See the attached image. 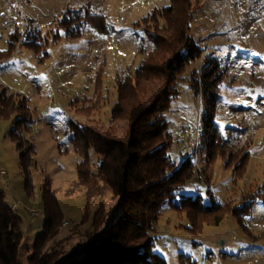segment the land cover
I'll return each mask as SVG.
<instances>
[{"label": "rangeland", "instance_id": "374dc122", "mask_svg": "<svg viewBox=\"0 0 264 264\" xmlns=\"http://www.w3.org/2000/svg\"><path fill=\"white\" fill-rule=\"evenodd\" d=\"M186 3L187 34L202 52L184 69L179 94L165 114L168 154L176 167L187 157L194 163L177 196L200 195L204 204L221 207L214 215L193 207L188 217L186 208L164 205L153 225L152 252L166 264H264V0H0V51L15 33L8 56L0 55V99L11 94L25 99L30 120L17 129L34 146L26 190L10 138L20 116L0 119V191L20 218L21 264H28L42 232L44 185L50 186L61 218L38 240L43 254L67 259L105 230L118 199L108 189L89 201L74 187L80 158L68 139V123L87 127L94 138L127 142L128 114L139 101L125 93L112 121L115 83L134 76L151 49L144 28L160 29V12ZM90 13L103 17L105 32L92 30L99 20ZM26 20L32 26L30 44L22 41ZM67 28L78 29V36L69 37ZM213 59L221 79L211 144L202 138V98L188 82L199 80ZM188 129L192 134H185Z\"/></svg>", "mask_w": 264, "mask_h": 264}, {"label": "trees", "instance_id": "16d2710c", "mask_svg": "<svg viewBox=\"0 0 264 264\" xmlns=\"http://www.w3.org/2000/svg\"><path fill=\"white\" fill-rule=\"evenodd\" d=\"M170 1L174 3V0ZM189 8L188 3L179 10L173 6L165 7L157 17L164 22L161 28L152 27L151 31L144 28L151 49L146 53L142 65L135 68L134 76H126L115 83L117 99L111 109L112 121L119 117L117 112L127 96L125 93H134L139 101L138 107L128 114L131 126L127 142L94 138L87 127H80L73 121L68 123V139L80 158L76 164L74 187L83 189L89 201L108 189L118 199L105 230L97 240L88 242L67 259H55L50 254H43L38 240L46 238L61 218L50 186L44 185L45 219L42 232L37 236L33 252L27 259L28 264H166L152 252L154 237L151 233L162 207L173 204L176 210L186 208L188 217L189 209L193 207L204 215H214L220 209L217 202L215 206L211 202L204 204L200 195L177 196L191 178L194 163L191 157H187L176 167L168 154L171 141L165 114L179 94L178 86L184 69L199 59L202 52L187 34L191 18ZM89 17L99 20L92 30L106 31L102 16L90 13ZM78 31L67 28V35L77 37ZM14 34L9 36L7 49L0 51L2 57L8 56L15 41ZM157 55H161V61L157 60ZM210 64L204 66L199 80L192 82L191 79L188 84L202 98V138L209 137L212 144L221 73L216 59ZM1 93L6 95L3 90ZM6 97L0 99V119L14 114L20 116L13 125L10 138L18 152L27 190L30 170L35 166L34 146L18 134L17 127L24 126L30 120V110L24 98L19 100L18 96L12 94ZM20 110L28 116L22 117ZM92 154L95 155L93 163ZM3 197L0 191V264H21L20 218L4 203ZM219 220L220 217H215L214 223H219Z\"/></svg>", "mask_w": 264, "mask_h": 264}, {"label": "built area", "instance_id": "2783aa9c", "mask_svg": "<svg viewBox=\"0 0 264 264\" xmlns=\"http://www.w3.org/2000/svg\"><path fill=\"white\" fill-rule=\"evenodd\" d=\"M17 1H20V2H23L24 0H17ZM19 16L20 17H23V13L22 11L20 10L19 11ZM32 34V26H31V23L26 20V26H25V31L23 33V37H22V41L25 43V44H30L31 43V39H30V35ZM115 47V46H114ZM186 135H189V134H192V130L191 129H188L186 132H185ZM178 137L181 136L180 134H177ZM68 225V222H64L63 223V226H67Z\"/></svg>", "mask_w": 264, "mask_h": 264}]
</instances>
